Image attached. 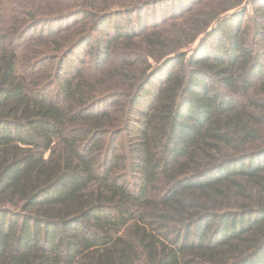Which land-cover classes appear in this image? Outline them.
Returning a JSON list of instances; mask_svg holds the SVG:
<instances>
[{
	"label": "trees",
	"instance_id": "obj_1",
	"mask_svg": "<svg viewBox=\"0 0 264 264\" xmlns=\"http://www.w3.org/2000/svg\"><path fill=\"white\" fill-rule=\"evenodd\" d=\"M67 1L0 0V264H264V0Z\"/></svg>",
	"mask_w": 264,
	"mask_h": 264
},
{
	"label": "rangeland",
	"instance_id": "obj_2",
	"mask_svg": "<svg viewBox=\"0 0 264 264\" xmlns=\"http://www.w3.org/2000/svg\"><path fill=\"white\" fill-rule=\"evenodd\" d=\"M27 1L31 2V0H27ZM215 1H217V4H218L220 1H223V0H188L183 5L180 4V5H177L176 7L171 6L167 12L164 10H160L159 13H156L157 17L155 16L156 20H155L154 24L156 26L162 28L160 30L163 31V33L166 31L165 36L171 37L172 29H178V28L185 29V28H187L191 21H196L198 18H201V16L198 17V14H201L204 10H208L211 7L217 6V4L210 6ZM224 1L225 2L221 6L218 5L219 8L225 7V4L229 0H224ZM232 1H234V0H231V2ZM63 2L65 3L68 1L63 0ZM248 9H249V13L254 11V8H252L251 6H249ZM147 15L151 16V12L147 13ZM210 24H212V27L215 26L214 22H211ZM210 30L211 29H209L206 32L198 35L196 42L193 45L188 46L184 49H181L180 51L175 49V52L176 51L180 52V53L185 52V53L191 55L193 50H195V48H197V46L199 44H203L204 38L207 39L205 34L207 32H209ZM139 50L142 52H145V49L142 46H139ZM166 56H169V53ZM170 56H172V55H170ZM161 60H163V59H161ZM162 63H163V61H159V62L151 61V67H150L151 70L157 69V67H159Z\"/></svg>",
	"mask_w": 264,
	"mask_h": 264
}]
</instances>
